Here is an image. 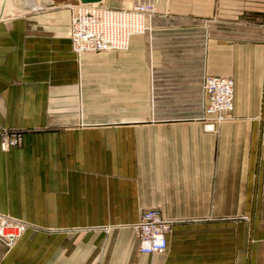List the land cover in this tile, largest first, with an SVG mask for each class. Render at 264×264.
Listing matches in <instances>:
<instances>
[{"label":"crops","instance_id":"1","mask_svg":"<svg viewBox=\"0 0 264 264\" xmlns=\"http://www.w3.org/2000/svg\"><path fill=\"white\" fill-rule=\"evenodd\" d=\"M73 3H0V127L48 126L27 136L25 151L0 148V211L64 227L120 228L114 238L88 234L95 236L89 250L101 253L94 264H264V0H171L168 13L157 17L158 51L148 57L157 67L143 74V90L152 91L150 79L156 80L154 101L165 107L167 92L188 99L202 91L205 75L233 76L235 111L217 131L206 130L198 116L119 122L126 140L135 141L125 178L74 172L33 185L36 200L19 198L13 173L22 170L26 149L50 156L46 171H66L53 160L54 143L67 146L70 131L52 130L58 122L52 111L55 93L69 91L78 78L68 22ZM136 36L130 45L141 41ZM152 207L174 222L166 252L144 254L134 224Z\"/></svg>","mask_w":264,"mask_h":264},{"label":"rangeland","instance_id":"2","mask_svg":"<svg viewBox=\"0 0 264 264\" xmlns=\"http://www.w3.org/2000/svg\"><path fill=\"white\" fill-rule=\"evenodd\" d=\"M65 1L67 0H53L56 4H64ZM9 2L11 0H7L8 6ZM135 2L147 3L151 11L147 16L146 30L136 36L141 41L129 45L124 50L78 53L72 48L78 64V78L69 84L71 87L69 91L55 93L52 111L55 121H58L54 123L52 130L58 133L70 131L71 139L67 146L61 144L57 146L54 143L53 160L62 163L66 171L52 173L46 171L50 156L42 153L40 148L26 149L30 153L19 158L22 170L13 173L14 181L21 184V188H15L16 192L19 191L18 196L24 201L29 202L33 198L36 200V196L30 195V191L33 190V185L41 183L40 180L72 178L74 172L98 175L102 178L110 176L125 178L126 171H131L135 163L132 151L135 141L126 140L125 133L128 130L125 124L119 122L159 115L198 116L203 118V127L206 130L217 131L224 121L233 116L235 80L230 75H218L233 81V108L222 113L209 112L207 107L208 100L203 82L207 76L213 75H205L201 84L202 91L199 89V92L198 90L191 92L188 99L179 98L177 96L179 94L173 96L172 93H165V107H159L154 101L159 94L154 90L156 80L150 79L152 91L143 90L146 87L142 81L145 79L143 74L147 69L157 67L156 60L148 59L152 53L158 51L156 20L159 15L168 13L171 0ZM135 2L125 4L131 5ZM78 4L73 3L69 8V25ZM148 99L151 101L148 102ZM139 126L131 129L133 134L141 130ZM47 127L1 125L0 148L4 152L15 148L25 151L28 140H31L27 139V136L31 133H42L48 130ZM41 191L57 192L58 189L44 187ZM44 196V193L38 195L40 200L44 199ZM0 213L27 224L24 232L12 244L0 240V263L4 260L7 264H94L95 258L101 253L89 250L92 247L89 243L94 242L95 236L88 234L104 231L107 236L111 235L114 238L121 230L118 227L107 226L86 229L72 224L64 227L51 224L50 220L35 221L6 212Z\"/></svg>","mask_w":264,"mask_h":264},{"label":"built area","instance_id":"3","mask_svg":"<svg viewBox=\"0 0 264 264\" xmlns=\"http://www.w3.org/2000/svg\"><path fill=\"white\" fill-rule=\"evenodd\" d=\"M149 12V5L141 2L131 5H109L103 1L79 3L69 25L71 46L78 53L127 49L131 38L146 30ZM203 88L209 112L222 113L233 108V81L230 78L207 76ZM173 222L164 218L158 208L144 209L134 224L139 252H166ZM26 226L24 221L0 213V240L12 244Z\"/></svg>","mask_w":264,"mask_h":264},{"label":"water","instance_id":"4","mask_svg":"<svg viewBox=\"0 0 264 264\" xmlns=\"http://www.w3.org/2000/svg\"><path fill=\"white\" fill-rule=\"evenodd\" d=\"M103 0H78V3L101 2Z\"/></svg>","mask_w":264,"mask_h":264},{"label":"bare ground","instance_id":"5","mask_svg":"<svg viewBox=\"0 0 264 264\" xmlns=\"http://www.w3.org/2000/svg\"><path fill=\"white\" fill-rule=\"evenodd\" d=\"M92 3H96V2H92Z\"/></svg>","mask_w":264,"mask_h":264}]
</instances>
